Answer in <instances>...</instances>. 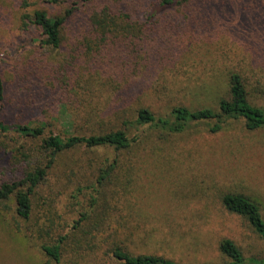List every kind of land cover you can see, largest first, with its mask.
I'll return each instance as SVG.
<instances>
[{
	"label": "trees",
	"instance_id": "obj_1",
	"mask_svg": "<svg viewBox=\"0 0 264 264\" xmlns=\"http://www.w3.org/2000/svg\"><path fill=\"white\" fill-rule=\"evenodd\" d=\"M214 1H12L22 8L17 34L30 46L13 59L18 88L0 71V223L9 215L42 264H182L132 246L141 166L161 164L162 143L191 126L209 133L229 121L264 128L260 72L243 67L253 57L235 39L220 37L212 46L194 36L227 14ZM247 5L262 27L264 3ZM179 32L196 40L185 51L182 41L164 44ZM64 114L71 127L65 132L57 128ZM63 195L73 217L59 212ZM220 202L264 240V213L254 198L226 191ZM218 251L223 264H264V256L244 257L229 238Z\"/></svg>",
	"mask_w": 264,
	"mask_h": 264
},
{
	"label": "rangeland",
	"instance_id": "obj_2",
	"mask_svg": "<svg viewBox=\"0 0 264 264\" xmlns=\"http://www.w3.org/2000/svg\"><path fill=\"white\" fill-rule=\"evenodd\" d=\"M12 1L0 0L3 4L0 5V13L7 17L6 21H0V46L3 44L9 53L8 58L3 56L6 60H0V71H3L8 85L16 89V81L11 80L12 65L17 62L13 59L30 45L17 34L22 8H12ZM250 1L215 0V5H222L227 14L214 21L212 19L209 30L195 32L194 36L198 43L206 41L212 46L220 37L237 40L242 46L241 53L253 57L250 63L246 60L245 70L249 75L251 69L260 72V89L263 92L259 96L261 104H264V25L256 28L250 20L252 8L247 5ZM256 1L264 3V0ZM241 34L246 38H240ZM252 36L260 39L257 49L253 47ZM180 41L182 43H178ZM190 42L195 43L196 40L189 32H179L164 44L170 48L178 43L181 51H185ZM255 55L259 57L255 59ZM189 67L191 71L196 69ZM201 69L204 70L203 65ZM216 94L217 90L210 93L206 100H202L203 103L211 104ZM150 98L145 97L146 101L154 104ZM62 117H59L57 128L65 132L71 127L67 115ZM162 146L163 150L158 155L161 164L145 163L140 168L141 179L136 193H133L139 201L138 209L133 213L140 224L139 227H131L137 229L131 238L132 246L138 251L161 254L182 264H223L218 242L229 238L239 246L244 257L264 256V240L244 218L228 212L220 202L223 192H241L254 198L264 213V128L249 131L241 122L229 121L223 130L209 133L202 126H191L182 134L172 135L168 144L162 143ZM58 206L59 212L71 217L76 213L64 195ZM2 220L0 264H42L40 251L23 241L26 239L9 215ZM4 224L13 232L5 231ZM84 264L94 263L85 260Z\"/></svg>",
	"mask_w": 264,
	"mask_h": 264
}]
</instances>
